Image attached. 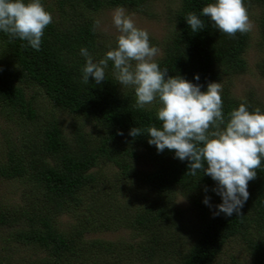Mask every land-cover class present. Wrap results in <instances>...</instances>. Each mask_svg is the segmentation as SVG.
<instances>
[{
  "label": "trees",
  "instance_id": "1",
  "mask_svg": "<svg viewBox=\"0 0 264 264\" xmlns=\"http://www.w3.org/2000/svg\"><path fill=\"white\" fill-rule=\"evenodd\" d=\"M155 1L57 0L60 15L45 29L39 51L32 49L26 41L10 40L0 32V42L16 66V69H10L0 63V116H16L36 126L40 123L29 147L19 153L10 151L7 162L0 164V177L30 184L34 206L41 213L36 217L31 212L2 206L0 228H13L14 240L47 252L51 260L43 264H69L68 259L74 257L77 262L87 261L95 249L112 250V245L102 240L83 241V230L89 223L85 228L81 225L67 233L55 225L54 219L84 204L85 196L96 184L91 170L99 160L117 167L121 173L119 177L126 181L132 161L139 157L146 159L152 169L141 174L138 185L142 187V193L137 189L128 190L132 200L138 199V204L126 199L127 207L123 213L126 216L130 210L135 211V219L129 227L143 238L141 248L144 252L152 255L171 249L176 254L172 257L176 259L174 264H215L226 244L240 235L245 237L250 264H264V162L257 170V178L249 182L250 196L241 215L213 217L215 206L222 200L212 191L216 182L211 177L199 171L196 176L188 175L189 162L174 158V151L166 149L158 153L154 145L148 144L146 133L135 138L129 135L132 128L144 129L150 124L160 127V122L153 110L134 107L132 97L119 88L111 73V62L106 70V81L96 84L90 77L88 84L81 82L86 59L81 56L80 49L87 48L96 62L105 50L97 30L93 31L97 13L109 8L129 7L148 15L149 5ZM211 2L214 0H178V6L172 9L168 19L174 24L172 34L160 44L163 54L156 60L161 68L169 69V76L180 75L194 84L203 85L201 91H206L210 82H229L247 70L244 54L249 46V32L237 33L236 38H230L206 17H202L206 27L197 33H193L187 24L189 12L199 15ZM245 5H254L260 10L258 25L262 46L264 0H245ZM257 68L264 76V62L258 63ZM196 75H199V81L195 80ZM228 82L222 84L226 119L228 113L245 100L252 106L250 110L259 107L264 112L252 91L244 98H237L229 91ZM22 83L40 88L59 110L92 121L98 134L75 126L72 138L68 139L54 118L41 122ZM118 131L123 135H117ZM119 138L126 146L116 152L112 145ZM142 151L145 152L143 156ZM179 195L189 201L199 225L194 242L184 250L178 244L179 233L184 231L178 227L180 211L173 205ZM206 196L210 197L211 208L203 203ZM98 205L93 202L87 210ZM129 206L131 209L127 210ZM122 219L127 221L125 217L119 220ZM74 249L79 253L73 254Z\"/></svg>",
  "mask_w": 264,
  "mask_h": 264
},
{
  "label": "clouds",
  "instance_id": "2",
  "mask_svg": "<svg viewBox=\"0 0 264 264\" xmlns=\"http://www.w3.org/2000/svg\"><path fill=\"white\" fill-rule=\"evenodd\" d=\"M202 17L230 38L253 28L245 0H214L199 15L189 12L186 22L193 33L206 27ZM53 22V15L41 0H0V32L10 40L26 41L36 51L41 48L45 29ZM112 24L119 33L116 47H110L102 59L96 62L87 48L80 49L86 59L81 82L88 84L90 77L96 84L106 81L111 62L118 84L134 89V107L144 110L155 106L160 122V127L150 124L144 129L132 128L129 135L135 138L146 133L148 144L158 153L167 149L175 152L174 158L187 160L188 175L196 176L199 171L211 177L216 182L212 191L222 200L215 206L213 217L240 216L250 196L249 182L257 178L264 162V112L259 107L250 110L252 106L245 100L226 119L222 83L210 82L206 91H201L203 85L199 83L180 75L169 76V69L156 62L160 49L151 44L149 32L139 28L125 8L113 11ZM100 25V20L94 21L93 31ZM195 80H200L199 75ZM209 201L206 196L203 203L211 208Z\"/></svg>",
  "mask_w": 264,
  "mask_h": 264
},
{
  "label": "rangeland",
  "instance_id": "3",
  "mask_svg": "<svg viewBox=\"0 0 264 264\" xmlns=\"http://www.w3.org/2000/svg\"><path fill=\"white\" fill-rule=\"evenodd\" d=\"M41 2L45 9L53 15L54 20L57 21L60 15L57 12V0H41ZM177 6L178 0H156L149 5L148 15H143L129 7H123L128 14L133 16L139 28L146 29L149 32L151 44L160 49L156 60L163 54L160 44L172 34L174 24L168 19L172 9ZM247 8L253 23V28L249 32V46L244 54L247 70L241 75L232 77L229 82L221 81L220 83L225 84L228 82L229 91L233 96L240 99L244 98L247 92L252 91L256 101L264 108V76L261 74V70L259 71L257 68L258 63L264 62V45L261 46L259 41L258 21L260 10L254 5ZM115 9L109 8L96 15V20L101 21L100 27L96 29L98 38L105 48L99 60L104 57L110 47H116V37L119 33L112 24V13ZM156 44L158 45L156 46ZM0 63L5 64L10 69H16L6 47L1 42ZM110 71L113 74L112 69ZM23 85L27 92V98L32 100L41 122L45 123L54 118L68 139L72 138L71 134H73L75 126H79L90 133L98 134L94 130L92 121L74 117L54 107L37 86L27 83ZM119 88L131 96L135 102L136 97L133 88L122 85H119ZM146 109L153 110L156 113L155 106L151 109ZM10 118L0 116V164L7 162L10 151L19 153L25 147H29V142L34 138L37 127H40V123L36 126L28 121L19 120L16 116L15 118ZM112 146L117 152L122 147H125L126 143L119 138ZM144 153L142 151L141 156ZM151 169L148 161L139 157V160L132 161L129 177L124 181L119 177L121 173L117 167L103 160L98 161L96 167L91 170L96 179V184L89 190L90 193L85 196L84 204L72 210V212L67 211L59 214L56 220L53 219L55 225L67 233L73 231L76 227L80 228L81 225H84L85 228V224L89 223L88 228L83 230V241L102 240L112 245V248H110L112 250L106 252L95 249L88 256L89 260L77 262L74 257L73 259H68L69 264H174L176 259L173 260L172 257H175L176 254L171 249L162 251L160 254L159 252L152 253V255L149 252H144L141 248V240L143 238L138 233L132 232L129 227L131 220L134 221L135 219V211L130 210L126 216L123 213L125 207H127L126 199L132 200L128 190L137 189L138 192L142 193V187L138 185L139 179L141 174L149 172ZM112 186L115 190L110 188ZM33 198L30 184L17 179L0 177V207L24 210L31 212L37 217L41 213L34 206ZM93 202L99 205L95 208L92 207L88 211L87 208L91 207ZM133 204L137 205L138 199H135ZM173 205L180 211L178 227H182L184 231L179 233L178 244L184 250L194 242L199 225L196 224L193 210L186 198L181 195L176 196ZM129 209H131L130 206L127 210ZM88 217L91 218L88 219ZM121 217L127 218V221L119 220ZM13 234V228H0V264H43L51 260L48 253L42 249L35 246H27L14 240ZM244 239L245 237L240 235L231 239L216 259L215 264H250L251 256L246 248ZM76 253H79V251L74 249L73 254L76 255Z\"/></svg>",
  "mask_w": 264,
  "mask_h": 264
}]
</instances>
